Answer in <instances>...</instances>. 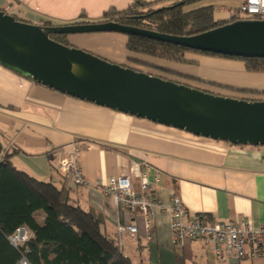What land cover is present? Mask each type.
<instances>
[{"label": "crops", "instance_id": "1", "mask_svg": "<svg viewBox=\"0 0 264 264\" xmlns=\"http://www.w3.org/2000/svg\"><path fill=\"white\" fill-rule=\"evenodd\" d=\"M133 1L0 0V9L25 22L43 24L49 20L60 25L95 20L108 9L122 10ZM223 2L202 0L198 4L213 5L214 20L227 21L232 13L221 9ZM65 39L69 45L119 64L139 58L127 50L123 33L69 34ZM0 141L12 152L10 161L15 168L57 187L64 184L55 166L58 157L52 151L79 146L78 160L87 183L65 186L69 201L101 214L102 230L111 237L116 236L117 223L136 224L135 236H121L120 250L135 264L217 263L199 239L175 244L169 212L157 204L151 207L153 239L148 241L141 215L118 210L95 186L97 180L129 175L133 188L140 191L144 176L158 204L169 205L172 196H178L187 218L201 214L218 221L245 219L254 226L264 222V146L196 136L71 97L1 65ZM35 217L42 223L44 214L37 211ZM222 264H264V258H229Z\"/></svg>", "mask_w": 264, "mask_h": 264}, {"label": "water", "instance_id": "2", "mask_svg": "<svg viewBox=\"0 0 264 264\" xmlns=\"http://www.w3.org/2000/svg\"><path fill=\"white\" fill-rule=\"evenodd\" d=\"M118 32L185 48L264 58V19H237L192 34L173 35L116 21L52 26L16 19L0 9V65L71 97L236 145L264 146V100L215 94L112 62L50 37Z\"/></svg>", "mask_w": 264, "mask_h": 264}, {"label": "trees", "instance_id": "3", "mask_svg": "<svg viewBox=\"0 0 264 264\" xmlns=\"http://www.w3.org/2000/svg\"><path fill=\"white\" fill-rule=\"evenodd\" d=\"M198 1L202 0H176L156 7L158 2L134 0L122 10L110 8L98 19L80 18L73 23L116 21L166 34L192 35L236 20L234 14L227 21L214 20L213 5H192ZM42 25L56 24L47 20ZM125 35L127 50L139 56L185 62V54L192 52L238 59L244 62L246 70L264 72V58L221 55L140 35ZM50 37L69 45L66 34L51 33ZM11 153L0 141V264H17L21 255L29 264H135L121 253L116 237L102 230L101 214L69 201L65 185L57 187L15 168ZM37 211L44 214L42 223L35 217ZM21 225L31 234L26 242L15 247L8 236Z\"/></svg>", "mask_w": 264, "mask_h": 264}, {"label": "built area", "instance_id": "4", "mask_svg": "<svg viewBox=\"0 0 264 264\" xmlns=\"http://www.w3.org/2000/svg\"><path fill=\"white\" fill-rule=\"evenodd\" d=\"M237 19H264V0H240L237 6ZM80 148L76 144L67 150L54 149L52 155H57L56 169L62 176L65 186H79L87 183L79 164ZM142 190L133 188L129 175L110 176L105 180H97L95 186L109 196L116 208L123 212H138L145 228V237L153 239L151 232L152 205L157 204L162 210L169 212V227L175 244L199 239L214 254L217 264H222L229 258H264V222L259 226L252 225L248 220L236 222L209 219L205 215L186 217L187 211L178 196H172L169 205L158 204V200L144 176L141 177ZM128 233L135 236L138 233L136 224L123 225L117 223L116 240L122 250L121 236ZM30 231L24 225L18 226L8 236L15 247L22 245L30 236ZM17 264H29L21 255Z\"/></svg>", "mask_w": 264, "mask_h": 264}, {"label": "rangeland", "instance_id": "5", "mask_svg": "<svg viewBox=\"0 0 264 264\" xmlns=\"http://www.w3.org/2000/svg\"><path fill=\"white\" fill-rule=\"evenodd\" d=\"M175 1L164 0L154 6L170 4ZM223 1L221 9L229 10L236 15V6L239 0ZM199 2L192 5H196ZM127 63L126 65L141 71L185 83L215 94L264 100V72L248 71L244 67V62L238 59L187 52L185 54V62H172L149 56H139L138 60H129ZM223 68L228 70H222ZM178 70H186L187 72L182 73ZM203 264H206V262L204 261Z\"/></svg>", "mask_w": 264, "mask_h": 264}]
</instances>
